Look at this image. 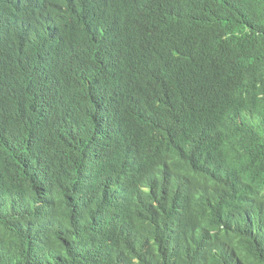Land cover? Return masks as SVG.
Here are the masks:
<instances>
[{
    "label": "trees",
    "instance_id": "1",
    "mask_svg": "<svg viewBox=\"0 0 264 264\" xmlns=\"http://www.w3.org/2000/svg\"><path fill=\"white\" fill-rule=\"evenodd\" d=\"M187 48L264 86V0H0V264H264V112L201 103Z\"/></svg>",
    "mask_w": 264,
    "mask_h": 264
},
{
    "label": "clouds",
    "instance_id": "2",
    "mask_svg": "<svg viewBox=\"0 0 264 264\" xmlns=\"http://www.w3.org/2000/svg\"><path fill=\"white\" fill-rule=\"evenodd\" d=\"M68 29L71 30V33L68 34L69 39H73L77 42L82 41L78 39L80 37L76 35L74 26L68 25ZM45 51L46 45L43 44L42 46L41 44L40 51L36 56L37 65L35 68L37 74H39V76L43 79L51 77L52 75V71L49 69V55H45ZM199 57L200 50L191 48L185 49L183 72L189 85L195 83V87H190L195 89V94L200 98V102H205L208 106L223 108L228 113L234 128H240V124L242 123L241 118L245 116L254 118L255 122L260 123L261 120H259L257 112L249 105L245 106L243 104L251 100L249 92L253 90L260 91L264 88V86L257 84L254 87H249L246 83L245 75L241 72V76L243 78H241V84L237 86V91L239 92L243 102L237 104L236 99L233 95H231V89H235L236 87L231 86V84L227 85L226 90H228V93L226 92L218 97L216 91L217 84L215 80L218 75L222 74L223 71L210 66H203L200 64L195 65V62ZM13 73L14 72L11 70L0 69V122L9 121L10 109H15V106H17L21 101V97L17 95L11 81ZM207 80H211L215 83L213 88L208 89L203 86V82H206ZM48 88H51L49 92L47 91ZM37 94L39 95L36 99L42 100V104L46 106L54 105L60 100V96L56 94L55 89L52 87L41 86ZM256 97L263 98L264 89L261 93L257 94ZM7 106H10V108L7 109ZM235 107L239 109V113L235 112ZM247 213V211H244L243 215H247ZM247 221L249 224L245 225H247V228L252 232L259 229L264 230V201L258 208V216H252L251 219L247 217Z\"/></svg>",
    "mask_w": 264,
    "mask_h": 264
},
{
    "label": "bare ground",
    "instance_id": "3",
    "mask_svg": "<svg viewBox=\"0 0 264 264\" xmlns=\"http://www.w3.org/2000/svg\"><path fill=\"white\" fill-rule=\"evenodd\" d=\"M15 4L17 5L18 1ZM26 5L27 4L23 3V6H26ZM45 55H50V47L48 45H46ZM241 78H243L241 76V72L237 73V74L228 75V74H224V71H223L222 74L218 75L216 80H215V82L217 84L216 91H217L218 97H220V95L225 94L226 92L228 93V90H226V88H227L228 84H231V86L236 87L235 89H231V95L234 96V98L237 101V104L242 103L243 100H242L241 96L239 95V92L237 91V86L239 84H241V82H242ZM214 84L215 83L211 80H207L206 82H203V86L205 88H208V89L213 88ZM190 86L195 87L196 85H195V83H193V84H190ZM40 102H42V100ZM248 102H250V100ZM249 106L253 110H255L257 113L264 112V103L257 104V105L256 104H249ZM8 108H10V106H7V109ZM15 108H17V110L22 109V106H20V107L15 106ZM10 110H14V109H10ZM235 112L239 113V109L237 107H235ZM37 127H38V125H37Z\"/></svg>",
    "mask_w": 264,
    "mask_h": 264
}]
</instances>
